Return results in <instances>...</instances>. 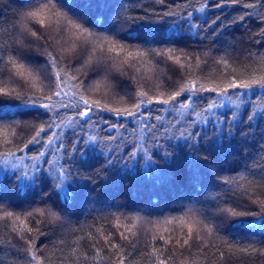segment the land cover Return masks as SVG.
Returning <instances> with one entry per match:
<instances>
[{
    "label": "trees",
    "instance_id": "obj_1",
    "mask_svg": "<svg viewBox=\"0 0 264 264\" xmlns=\"http://www.w3.org/2000/svg\"><path fill=\"white\" fill-rule=\"evenodd\" d=\"M48 2L0 0V89L13 95L50 94L49 81L31 67H42L45 53L58 58L57 71L68 70L64 94L52 101L61 107L49 115L22 98H0V264H117L121 258L124 264H158L159 259L168 264H264V173L257 167L264 165V154L257 147L245 152L246 142L217 147L203 139L193 145L180 138L182 130H192L191 121L211 117L197 106L200 101L182 111L175 105L174 111H149L144 117H117L103 110L105 105L131 109L133 103L161 94L167 98L191 80L205 87L233 75L264 80V44L253 39L264 27L259 21L264 0L235 5L228 0L227 7L198 12L194 22H203L201 37L152 13L182 15L204 7L206 0H165V6L154 0H50L48 26L30 22L41 38L24 41L28 52L22 60L14 50L21 38L14 9ZM134 16L138 19L131 22ZM217 16L221 21L208 27ZM222 22L229 26L219 31ZM113 44L123 51L110 52ZM14 61L24 65L23 75ZM114 62L121 71L109 73ZM253 90L256 95L245 99L264 110V87ZM81 95L101 105L86 124L76 116ZM105 120L116 124L115 130L106 128ZM47 123L60 127L41 136L42 144H29L36 129ZM207 127L210 133L212 124ZM249 131L247 142L264 143V120L254 121ZM78 137H95L96 142H78L72 151ZM129 151L134 155L125 159ZM37 164L39 171H34ZM61 165H69V178L57 189L54 174ZM216 204H239V215L228 225L218 218L210 232L206 225L212 222L200 208ZM33 208L48 211L26 217ZM55 209L62 215L59 220L51 214ZM6 211L14 215L6 217ZM189 225L191 246L181 247L176 240L182 244L188 238ZM112 241L118 248L108 246Z\"/></svg>",
    "mask_w": 264,
    "mask_h": 264
},
{
    "label": "snow or ice",
    "instance_id": "obj_2",
    "mask_svg": "<svg viewBox=\"0 0 264 264\" xmlns=\"http://www.w3.org/2000/svg\"><path fill=\"white\" fill-rule=\"evenodd\" d=\"M50 2V0H49ZM49 2L39 5L38 7H26V8H15L14 9V18L16 24L19 26L20 30V39L17 42L15 47V51L17 56L24 59L25 54L28 52V48L25 45L24 41L28 40L31 42L32 38L39 39L41 38V31L40 29H35V25L29 26L30 22L34 21L35 24H38L42 27H47V22L50 19L49 12L51 11L49 8ZM175 0H173V3ZM232 5H235L239 2V0H230ZM154 3L165 6V0H154ZM228 6V0H206V4L204 7L200 9H194L193 11L185 10L182 15H177L175 12L168 11L165 13H159L158 10H154L152 13L153 16H158V19L162 17H168L171 19L172 24L176 25L177 27L185 28L188 31L193 32L195 35L201 37V33L204 32V27L201 24H197L194 21L197 19V13H204L206 8H224ZM138 17H132L131 22H133ZM244 19L243 16L240 17V21ZM221 21V17L217 16L216 19L211 20L208 23V27L216 24L217 22ZM240 21H233L232 23H238ZM260 24L264 26V17H259ZM75 27H79V25H74ZM186 26V27H185ZM227 23H221L219 31H222L225 27H228ZM86 31V29H85ZM217 30H214V32ZM103 39V37H98ZM203 38H206L203 37ZM115 39V38H113ZM257 43L264 44V27H261L259 33L253 37ZM111 43V40L109 41ZM73 49H69L68 51H72ZM110 52H120L123 51V46H118L113 44L112 47L109 49ZM46 59L45 63L42 67L31 65L32 69L40 74L44 79L49 81V91L50 94L44 95H32L29 96L27 94L24 95H13L12 92L7 89L3 88L0 89V98H16V99H23V101L30 105H36L42 108L46 115H49L50 110H55L58 107H61L59 102L52 103L54 98L61 97L64 93L62 91V85L66 82V77L68 76V70L63 69L57 71L56 69L59 67L58 58L51 55V53H45ZM129 56L132 53L128 54ZM2 59V57H0ZM178 59V58H177ZM26 61V60H25ZM226 64L227 61H224ZM14 67L18 70L19 75H23L24 69L23 64H17L15 61L13 62ZM121 64L119 62H114L107 71L110 72H119L121 71ZM73 80H76L77 77L73 76ZM100 84L97 83L95 90H99ZM256 86L264 87V80H242L237 76L225 77L220 83L213 82L210 87H205L203 83H200L198 80H191L189 83L184 84L183 86H178V90L172 91L171 94L164 98V95H157L153 96L151 99H144L141 100L139 103H133L131 109H109L106 105L103 106V110L109 111L113 115L120 117V116H128L129 118L132 117H144V114L149 111L154 112H164L170 110H176L175 105H178L179 110H185L190 107L191 104H196L197 101L202 103L197 104L204 112L211 113V117H206L203 121H191L192 130L188 131L187 128L180 132V138H186L192 142L193 145H199L201 139L205 142L214 143L217 147H223L225 144L231 143L235 140L237 143L246 142L244 151L247 152V149L250 147H257L261 154H264V143L257 142L256 145H252L248 141L251 129L254 125V121L257 120H264V110L261 107H258L254 101L248 97L251 93L252 96H255L256 93L253 90ZM206 93H210L211 95H205ZM139 95L141 97H146L147 93L140 92ZM80 105L83 107L81 108ZM148 105V107H145ZM168 106V107H165ZM250 106V110H249ZM67 107V106H65ZM101 108V105L97 101H90V99L85 98L84 95L80 96L79 104L76 108V116L77 119L81 120L82 123H88L90 120L93 119L94 114H96V110ZM226 108V112L218 113L216 110ZM194 114L199 117L201 115L200 112H195ZM59 115V113H57ZM155 119H161V116H155ZM142 122V121H141ZM203 124V128L199 127L200 124ZM212 124V130L208 132V124ZM154 127V125H150ZM53 127L59 128L60 125L54 123H47L42 125L38 129H36L35 135L29 141L31 143H41L40 140L41 136H46L49 132L52 131ZM105 127L112 128L115 130L117 127L116 124L108 123L105 120ZM53 136H49L48 139L51 140ZM108 139H113V137L109 134ZM89 140L96 142L95 137H89L85 139L82 137H78L75 139L74 142L71 143L72 151L75 150V145L78 142H88ZM62 146V145H61ZM27 147V145H25ZM23 151V149H20ZM134 154L130 151L127 152L125 159H130ZM39 156H44V153H39ZM146 156L150 157V153H147ZM207 158V157H205ZM264 159V156H262ZM44 163H50L49 160L46 158L44 159ZM258 170L264 173V165H258ZM69 165L65 167L61 165L55 172L54 176L56 179L53 182V186L59 189L69 178L68 175ZM34 171H39L38 164L34 166ZM99 172V170H97ZM25 175H31L29 172H25ZM218 179V178H217ZM230 183V181H229ZM70 195V194H69ZM62 198H69V196H64ZM215 199V198H214ZM224 204H228V201H224ZM249 203L255 204L257 203L256 200H250ZM53 207V206H52ZM240 207L239 204H234L232 207H221L219 204H216L215 207L209 206H201L200 211L205 220L210 221L209 225H206L209 231H212V226L215 224L218 218H222L221 224L228 225L233 219L231 217L238 216L239 213L235 211L236 208ZM54 208V207H53ZM48 209H41V208H33L32 211H28L25 213L26 217H32L35 213H40V215H45V212ZM52 216L56 219L61 218V213L55 209V211L51 212ZM264 214V212L260 213V215ZM6 217H12L14 215L11 211H6L4 213ZM17 220L20 219L19 216L16 217ZM24 224V228L31 232L33 231L32 228L28 227V225L24 221H20ZM261 226L264 227V222L261 223ZM39 232V229H35ZM188 238L183 239L181 244L180 240H176V244L180 245L181 247L191 246V242L193 240V225L188 226ZM23 239V237H21ZM156 237H153L155 240ZM164 240L163 237L160 238ZM197 241L200 240V237L197 235L195 237ZM104 240L106 242L109 241L108 236H104ZM29 246L31 247V240L27 241ZM166 245L171 244V240H164ZM108 246L111 248H118V244L115 241L109 242ZM155 252L156 249H153ZM38 259V257H37ZM117 264H124L123 259H119ZM158 264H168L166 259H159Z\"/></svg>",
    "mask_w": 264,
    "mask_h": 264
}]
</instances>
